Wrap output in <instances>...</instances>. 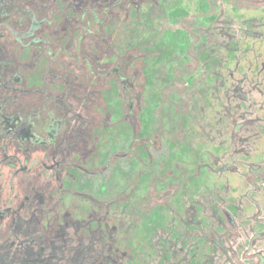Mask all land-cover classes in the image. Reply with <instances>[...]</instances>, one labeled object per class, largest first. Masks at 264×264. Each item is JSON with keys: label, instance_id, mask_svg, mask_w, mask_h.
Returning a JSON list of instances; mask_svg holds the SVG:
<instances>
[{"label": "rangeland", "instance_id": "374dc122", "mask_svg": "<svg viewBox=\"0 0 264 264\" xmlns=\"http://www.w3.org/2000/svg\"><path fill=\"white\" fill-rule=\"evenodd\" d=\"M2 21L37 30L0 45V158L55 168L19 177L0 264H264V0H0ZM78 38L86 65L44 56Z\"/></svg>", "mask_w": 264, "mask_h": 264}, {"label": "trees", "instance_id": "16d2710c", "mask_svg": "<svg viewBox=\"0 0 264 264\" xmlns=\"http://www.w3.org/2000/svg\"><path fill=\"white\" fill-rule=\"evenodd\" d=\"M172 16L186 15L185 12L175 11ZM33 19L35 15H31ZM19 24L18 27L13 26L7 21L0 22V45L8 41H16L21 45H31V40L28 39V34L35 32L36 27H30L27 30H22ZM94 33L93 27L87 24L83 27L81 36H87L91 38ZM175 38L181 43V47L185 45L184 36L180 32H175ZM33 41V40H32ZM44 56L57 63L64 58L67 62L78 65L84 64L85 52L82 47V38H78L75 43V50L70 51L68 49L59 48L55 50L51 45H45L43 48ZM107 91L102 94L103 99H106ZM14 158V162L9 161L10 158ZM54 163L52 160H48L45 157V153L42 150H33L29 153H10L0 158V189L2 192V201L0 203V229H4L6 222L9 218V211L15 208L18 199L22 197L19 186V177L22 175H35L37 174L43 179H53ZM55 173V172H54Z\"/></svg>", "mask_w": 264, "mask_h": 264}]
</instances>
